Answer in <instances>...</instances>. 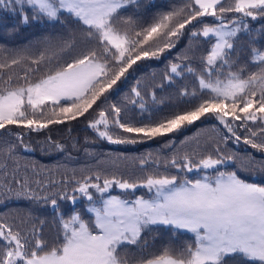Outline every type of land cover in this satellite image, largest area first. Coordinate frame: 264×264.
I'll use <instances>...</instances> for the list:
<instances>
[{
    "label": "snow or ice",
    "instance_id": "snow-or-ice-1",
    "mask_svg": "<svg viewBox=\"0 0 264 264\" xmlns=\"http://www.w3.org/2000/svg\"><path fill=\"white\" fill-rule=\"evenodd\" d=\"M134 2L0 0V9L17 12L25 24L29 22V11L34 21L47 19L54 22L67 16L79 25L86 45L69 61L47 71L39 79L32 80L29 71L40 70L39 66L45 60L43 53L32 60L37 67L20 77L24 81L22 84L13 86L9 76L0 87V130L15 125L38 131L50 124H63L65 120L84 116L137 61L159 58L166 49L174 47L172 37L183 35L188 25L195 28L194 21L203 24L200 18L204 17L214 18V26L205 24L201 30L191 31L192 38L215 41L201 59L203 70L197 75L192 67L173 63L165 74L169 82L182 76L185 70L196 77L199 94L187 89L180 93L189 97L190 107L154 123L131 126L121 122V108L112 105L111 114L115 116L112 123L124 133L143 140L167 136L202 117L211 116L239 141L234 125L240 127L248 121H264V51L252 49L250 62L258 67V71L247 77L243 68L232 71L230 60L241 28L248 29L244 18L256 20L258 15H264V0H234L227 7L224 0H188L185 5L189 9L187 15H184V8H180L162 15L141 31L130 27L122 29L118 21L124 25H131L132 21L122 18L121 11ZM228 13L240 16L228 21ZM91 44L95 46L87 47ZM74 46V39L63 40L52 56L70 52ZM18 63V60L12 61V64ZM7 66L0 64V69ZM132 92L139 98L132 103H139L141 110H145L141 92L137 88ZM152 98L155 101L154 93ZM108 117L109 113L99 111L98 118L91 121L89 127L110 143H137L135 138L114 139ZM237 121L239 125H236ZM261 131L264 132V128ZM14 135L22 143V134ZM255 135L253 132L252 136ZM224 139L227 141L228 137ZM244 142L264 151V142L256 143L252 139ZM14 147L10 144L8 151H13ZM216 153L215 157L209 154L198 161L188 153L174 156L167 162L165 173L148 175L139 182L113 177L100 183L99 175L95 182H91V177L77 181L78 187L74 191L89 202L85 211L90 218L85 220L75 210L67 219L60 213L55 222L61 235L51 245L36 236L35 228L33 239L29 240L20 231H14L12 225L0 222V264H129L120 250L139 246L142 234L151 231L153 226H166L174 232L183 230L191 233L193 239L183 245L169 243L148 255L141 254L135 264H226V258L232 256L240 257L243 264H264V185L246 182L236 171H220L219 166L229 165L234 157L221 155L219 148ZM169 167L176 170L175 174L168 173ZM205 170H212L214 174L206 173L197 178L188 176V173ZM114 186L124 191L120 195L109 194V189ZM140 188L146 192L128 198ZM90 189H95L99 195L94 196ZM17 195L42 199L46 204L50 202L53 209L60 212L55 196H40L28 187L27 181ZM59 198L71 200L73 204L77 199L66 193Z\"/></svg>",
    "mask_w": 264,
    "mask_h": 264
},
{
    "label": "trees",
    "instance_id": "trees-1",
    "mask_svg": "<svg viewBox=\"0 0 264 264\" xmlns=\"http://www.w3.org/2000/svg\"><path fill=\"white\" fill-rule=\"evenodd\" d=\"M187 3L188 0H135L121 11V17L130 18L132 24L124 25L119 21L117 23L122 29L130 27L134 31H141L162 15L180 8H184V15H187ZM232 3L234 0H224L225 7ZM28 15L29 22L25 24L17 12L0 9V64L8 65L0 69V87L4 86L3 82L9 76L12 77L13 86L22 84L24 81L20 77L29 69L37 67L32 60L42 53L45 60L39 66L40 70L29 71L32 80L39 79L47 71L69 61L86 46L79 25L67 16L53 22L47 19L34 21L30 11ZM238 16L240 14H227L228 21ZM200 19L203 24L194 21L195 28L188 25L183 35L172 37L174 47L166 49L159 58L150 57L137 61L97 101L99 107L94 105V110L90 109L84 116L65 120L63 124H50L38 131L15 125L0 130V222L12 225L14 231H20L29 240L33 239L32 230L35 228L38 238L49 245L54 244L61 235L55 222L60 213L67 219L75 210L85 220L90 218L85 211L89 202L78 191H74L78 187L77 181L83 182L86 177H91V182H95V177L99 175L100 183L105 178L113 177L139 182L148 175L165 173L167 162L174 156L188 153L198 161L209 154L215 157L217 148L221 155L234 157L229 165L219 166L220 171H236L246 182L264 185V151L244 142L245 139H252L256 143L264 142V132L261 131L264 121L260 119L255 122L248 121L240 127L234 125L236 136L240 137L239 141L211 116L202 117L192 125L167 136L143 140L134 134L124 133L112 123L115 119L114 114H111L112 105L121 108V122L131 126L154 123L166 115L190 107L187 103L189 97H183L180 93L187 89L189 92L196 90L199 94L196 77L185 70L182 76L174 77L169 82L165 79V74L173 63L188 65L197 75L203 70L201 59L207 55L215 41L204 37L192 38L191 31L201 30L205 24L213 26L214 18ZM244 23L248 25V29L242 28L235 39L230 60L233 64L232 71L243 68L247 77L249 73L258 71V67L250 62L252 49L264 51V15H258L256 20L244 18ZM72 39L75 40V46L70 52L52 56L53 50L63 40ZM13 60H18L19 63L12 64ZM133 88L141 92L145 104L143 111L139 103H132V100H139L133 94ZM153 93L155 101L152 98ZM51 107L50 105L49 110ZM101 110L109 113L110 134L114 139L135 138L137 143L113 144L100 138L89 124L98 117ZM239 124L237 121L236 125ZM253 132L256 133L255 136H252ZM15 133L22 134V143ZM225 136L228 137L227 141ZM10 144L15 146L11 152L8 151ZM141 161L145 163L142 164ZM167 171L170 174L176 172L170 167ZM206 173L214 174L212 170H205L188 173V176L197 178ZM25 181L40 196H55L60 212L55 211L50 202L46 204L42 199L18 196L17 193L23 191ZM90 191L98 196L95 189ZM145 192L146 189H137L134 196L128 198L133 199ZM65 193L77 198L75 204L71 200L59 198ZM110 193L120 195L122 191ZM159 231L161 233L157 234ZM192 239L191 233L181 230L174 232L166 226H153L151 231L142 234L139 246L122 248L120 254L128 259L129 264H135L141 254L148 255L169 243L173 246L183 245ZM226 264H243V261L238 256H232L226 258Z\"/></svg>",
    "mask_w": 264,
    "mask_h": 264
},
{
    "label": "rangeland",
    "instance_id": "rangeland-1",
    "mask_svg": "<svg viewBox=\"0 0 264 264\" xmlns=\"http://www.w3.org/2000/svg\"><path fill=\"white\" fill-rule=\"evenodd\" d=\"M214 26V25H213ZM242 29V28H241ZM259 113L257 114V116L259 117ZM98 118V117H97ZM96 118V119H97ZM100 129L101 130H103V126H100ZM95 130V129H94ZM95 132H96V130H95ZM97 133V132H96ZM106 141H108L107 139H105ZM111 191H124V190H121V189H119L118 187H113V188H111V189H109V194H111V195H113L112 193H110ZM127 191H131V190H127ZM79 195H81L80 193H79ZM99 195V194H98ZM80 197V196H79ZM81 197H83L82 195H81ZM83 198H85V197H83ZM86 199V198H85ZM181 231H183V230H181ZM186 232V231H185ZM157 233V232H156ZM161 232L159 231L157 234H160Z\"/></svg>",
    "mask_w": 264,
    "mask_h": 264
}]
</instances>
